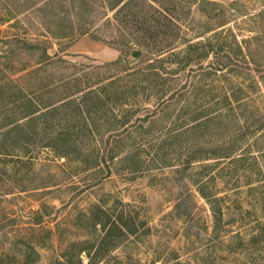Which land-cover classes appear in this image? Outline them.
I'll return each mask as SVG.
<instances>
[{"label": "rangeland", "instance_id": "374dc122", "mask_svg": "<svg viewBox=\"0 0 264 264\" xmlns=\"http://www.w3.org/2000/svg\"><path fill=\"white\" fill-rule=\"evenodd\" d=\"M52 1L55 0H0V83L6 75L16 79L21 88L30 90L36 86L34 78L29 77L28 72L23 69H37L42 52H21L16 44L8 42L14 36L48 49L51 56L60 55L77 64L102 66L113 64L124 57L134 67L144 65L142 59L134 62L138 57L135 59L132 56L134 51H144V45L137 46L127 56L119 51L124 49L122 46H114L116 40H124L123 34L128 36V30L114 21V13H107L104 8L99 9L100 13L96 17L95 14H89L90 24H85L90 33L97 34L105 42L96 41L90 35L55 40L49 31L62 33L61 19L67 16L61 14L62 8L58 7L60 0H56L54 11L49 4ZM208 1L226 7L238 2L234 12L224 10V19L231 22L227 29L233 30L240 40L255 36L263 40L262 43H255L253 50L256 63H264V0H231L228 3ZM171 2L180 5L176 16L179 29L182 30L179 40L181 43L187 37L195 40L199 36L197 33L213 25L200 8L192 7L193 0ZM66 5L68 10L74 9L73 2H67ZM159 5L160 3L156 7ZM221 12L222 10L219 13ZM70 16L75 17V14L70 12ZM79 29L80 25L77 23L74 26L75 32L68 37ZM145 51L149 52L147 57L151 59L153 50L147 48ZM220 57L222 54L211 55L203 65L208 67L217 64ZM249 61L254 62L251 59ZM123 62L114 68L113 77L122 75L123 72L118 71H123L128 66L126 61ZM241 66L248 65L243 63ZM251 66L255 68L256 64ZM192 67L196 76L202 73L199 71L201 66ZM262 68L264 69V64ZM74 72L71 69L70 73ZM55 74L52 69H48L41 76L47 78L48 75ZM224 77L219 73L214 74L206 78L205 82L215 86V92L219 94L220 87L226 83L223 82ZM227 78L229 87H234L231 85L236 82H254L253 91L255 95H260L259 106L264 108V72L252 71L248 76L235 74ZM186 82L188 78L181 74L173 84L177 87ZM6 96H10V93ZM4 101L8 102V98H0V131H6V125L12 119L7 116L8 108ZM142 104L148 105L150 102L144 100ZM5 110L7 113L3 114ZM140 114L143 116L144 113ZM221 132L220 135L225 134L223 139L232 137L233 132ZM153 136L146 139L139 136L137 142L135 138L128 140L126 150L119 159L109 163L110 174L106 169L90 168L73 175L72 171L80 166V162L70 163L56 158L51 149L42 147H30L34 151L31 156L26 154L23 142L18 143V136L9 139L7 147L0 152L7 154L0 157V264H27L30 261L31 264H66V261L68 264H80V260L82 264L92 263L84 249H90L91 257L95 258L103 235V228L96 219V206L106 207L111 212L116 210L117 213L126 208L139 230L135 235L120 239L117 246L107 248L105 245V252L93 259L95 264H264V250L259 251L264 248V204L258 202V197L255 199L249 194L251 189L247 186L233 190V184L228 181L235 176L245 180L246 172L242 166L234 171L232 168L224 173L217 171V175L221 173V177L215 183V189L210 192H216L220 197H231V203L236 201L242 207V210L236 207L231 211L224 210L225 217L217 225L210 204L198 191L199 186L193 173L177 172L182 168L178 165L186 160L185 155L181 156V160L174 159L180 155L181 146L186 145V148L202 144L205 147L209 138L196 140L194 137H183V140L177 142L175 149L172 147L170 166L159 168V164L152 165V170L151 163H147L149 169L144 167L140 170L138 161L128 160V155L133 152L140 154V146L146 145L145 157L147 160L152 159L157 152L156 148L160 147L156 142L158 134ZM105 137V141L98 142L96 146L100 149L108 146L112 150V143L107 144V134ZM261 144L262 142L259 147ZM132 147L135 148L126 154ZM18 156L28 158L23 163H18L15 162ZM75 156L79 157L78 154ZM5 162L6 169L2 164ZM31 163L32 165H26ZM200 163L195 164L197 173L200 172ZM190 175L194 181L190 180ZM240 234L244 237V242L238 239ZM79 253L80 258L77 256ZM252 255L256 257L253 263L248 260Z\"/></svg>", "mask_w": 264, "mask_h": 264}, {"label": "trees", "instance_id": "16d2710c", "mask_svg": "<svg viewBox=\"0 0 264 264\" xmlns=\"http://www.w3.org/2000/svg\"><path fill=\"white\" fill-rule=\"evenodd\" d=\"M67 2H73L74 9L68 10ZM158 3L160 5L157 8ZM237 3L235 1L226 7L208 0H193L192 7L200 8L213 25L197 33L199 36L195 40L187 37L181 43L179 40L182 30L179 29L176 16L180 5L172 4L171 0H60L58 7L62 8L61 14L67 17L61 19L62 33L49 31L55 40L90 35L94 40L101 41L97 34L90 33L85 23L90 24L89 14H95L96 17L100 13L99 9L104 8L107 13H114V21L128 30V36L123 34L124 40H116L114 46H122L124 49L119 51L127 56L137 46L144 45V51H140L138 59L134 61L142 59L144 65L134 67L122 57L113 64L86 66L68 61L60 55L51 56L48 49L40 48L19 36L11 37L8 42L16 44L21 52L42 54L37 69H23L36 81L34 88H21L16 79L6 75L2 77L0 98H8V102L4 101L8 113L5 110L3 114L6 112L12 119L6 125L8 129L0 131V152L7 147L9 139L18 136V143L23 142L26 154L33 156L34 151L30 147L49 148L56 154V158L70 163L80 162L81 164L77 163L80 166L71 175L90 168L106 169L110 174L109 163L119 159L126 150L128 140L135 138L137 142L139 136L146 139L158 134L156 142L160 147L156 148L157 152L152 159L147 160L145 157L146 145L140 146V154L128 153L135 147L129 148L126 153L129 154L128 160L138 161L142 170L144 167L149 169L147 163H151L150 168L157 164L159 168L170 166L172 147L175 149L177 142L183 140V137H194L196 140L209 138L205 147L202 144L186 148V145H180V155L174 159L181 160V156L185 155L186 160L178 165L182 168L177 172L193 173L201 197L210 204L215 223H222L224 210L231 211L235 207L242 210L236 201L231 203V197H220L216 192H210L215 189L221 173L231 168L234 171L242 166L246 172L244 181L240 176L228 180L233 184V190L247 186L251 189L249 194L255 199L258 197V202L264 204V108L259 106L260 95H255L253 91L254 82H236L231 85L234 87H229L227 82V77L231 75L243 77L252 71L264 72V63H256L253 50L255 43H262L263 40L256 36L240 40L233 30L227 29L231 22L224 19V10L234 12ZM49 4L53 11L56 10V0ZM70 12L75 17H71ZM108 20L111 24L110 19ZM77 23L80 29L68 37L75 32L74 26ZM209 34L213 35L206 38ZM200 39L204 41H198ZM147 48L153 50L151 59L147 57ZM220 54L222 57L217 60V64L208 67L203 65L211 55ZM250 59L254 62L251 63ZM123 61L128 66L123 71H118L123 72L122 75L113 77L112 71ZM243 63L248 66L242 67ZM255 64L256 67L253 68L251 65ZM193 65L201 66L199 71L202 73L199 76L195 75ZM48 69H52L58 76L42 77L41 73L45 74ZM71 69L75 72L70 73ZM218 73L225 76L222 79L226 83L220 87L219 94H216L215 86L212 87L205 81ZM181 74L188 78V82L175 87L176 79ZM8 92L10 96H6ZM144 100L150 104H142ZM140 113H144L143 116ZM221 130L233 132L232 137L223 139L225 134L220 135ZM106 134L107 144L112 143V150L108 146L103 149L96 146L98 142L105 141ZM260 142L262 144L259 147ZM3 156L7 154L0 153V157ZM26 158L28 157L18 156L15 162L23 163ZM31 159L28 160L29 163ZM198 162H201L199 173L195 171V164ZM2 164L6 169L7 163ZM218 170L221 173L217 175ZM19 173L20 171L17 174ZM190 178L194 181L192 175ZM244 183L245 185H241ZM240 194L242 193H238ZM96 211L98 224L103 228L102 242L96 250V257L105 252V245L117 246L120 239L137 234L139 227L126 208L117 213L116 210L111 212L106 207L96 206ZM237 237L244 240L241 234ZM255 238L257 240L258 235ZM261 250L264 248L259 251ZM84 252L92 260L90 264H95L93 259L96 257H91L90 249H84ZM77 256L80 258L81 253ZM248 260L255 262V255L249 256Z\"/></svg>", "mask_w": 264, "mask_h": 264}, {"label": "water", "instance_id": "95a60500", "mask_svg": "<svg viewBox=\"0 0 264 264\" xmlns=\"http://www.w3.org/2000/svg\"><path fill=\"white\" fill-rule=\"evenodd\" d=\"M138 55H139L138 51H134L132 54L133 58H135V59L138 57Z\"/></svg>", "mask_w": 264, "mask_h": 264}, {"label": "crops", "instance_id": "0c3cea01", "mask_svg": "<svg viewBox=\"0 0 264 264\" xmlns=\"http://www.w3.org/2000/svg\"><path fill=\"white\" fill-rule=\"evenodd\" d=\"M218 2H222V3H228L230 2L231 0H217Z\"/></svg>", "mask_w": 264, "mask_h": 264}]
</instances>
